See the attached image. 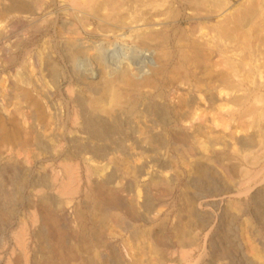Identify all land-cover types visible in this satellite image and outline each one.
<instances>
[{"label":"rangeland","instance_id":"1","mask_svg":"<svg viewBox=\"0 0 264 264\" xmlns=\"http://www.w3.org/2000/svg\"><path fill=\"white\" fill-rule=\"evenodd\" d=\"M203 1L211 11L243 0ZM0 2L8 8L0 20V124L23 144L0 146V264L52 258L49 228L28 208L33 203L56 216L68 264H264L262 46L235 43L234 67H226L221 50L229 44L200 19L209 15L214 25L221 10L195 16L179 0H123L116 39L103 37L92 17L74 21L65 0H45L38 11L30 0ZM151 21L153 29L165 25V44L137 40ZM68 45L78 55L71 58ZM225 80L231 95L220 92ZM105 81L135 94L130 111L87 112L85 102ZM158 94L162 120L148 110L147 99ZM226 97L235 101L229 116ZM178 104L185 112L175 111ZM92 115L113 128L110 139L91 137L83 120ZM62 164L73 165L72 195L49 187L53 176L64 180ZM93 183L107 185L103 199L111 194L114 209L94 202ZM20 227L23 247L15 238Z\"/></svg>","mask_w":264,"mask_h":264},{"label":"bare ground","instance_id":"2","mask_svg":"<svg viewBox=\"0 0 264 264\" xmlns=\"http://www.w3.org/2000/svg\"><path fill=\"white\" fill-rule=\"evenodd\" d=\"M30 1H31L32 5L37 6V8H36L37 11L39 9L38 6H41V7L42 6L45 7V5L47 6V4L44 2L45 0H30ZM65 1L67 2V7H68L67 10H69V14L71 13V16L73 17L74 21L82 20V19H86V18L88 19V17H92V18L96 19V21L98 23V26H99V28L101 30V35L103 37H109V38H112V39H116L118 37L117 33L122 30V27H124L123 25L120 24L121 23V19L123 17V15L120 14V10H123V6H122V3H121L123 0H121V1H118V0L117 1L116 0H65ZM179 1L181 3H183V4H186L187 8L189 7L188 10L190 9L189 11L192 13V15H195V16L196 15H198V16L201 15L202 14L201 12H204V11H206L205 13L209 14V13H212L211 12L212 10H213V12L221 10V14L222 15H220V16H221L222 19H221V21H218V20L215 21L214 25H213V23L211 21L212 17H210L209 15H203L200 19H201V21L203 20V21L209 22L207 24H210L211 29L213 28L215 36L218 38V40H220V41L225 40L229 44V46L226 47L225 49L221 50V45H219L220 47L217 48L218 50H221V52H223V50H224L223 53L226 56V58H225V62H226L225 66L226 67L230 66V65H231L230 69H232L234 67V64L231 63V60H228V59L229 58L233 59V51L234 50L236 51V49L234 48V45L237 42H239L238 45L242 44L244 46L246 45L247 47H249V46H251L252 42L255 41V44H256V42L258 43L257 44V46H258L257 48H259V46L260 47L262 46L263 49H264V13L261 12L262 10L261 11L257 10V9L261 8L260 7L261 4H264V0H243L242 3L239 4V6L236 7L235 9L234 8L233 9H231V8L229 9L227 7V4H226L227 2H225L224 4H222V2H220V3H216V5H211V7L213 8V9L210 8L211 11L206 10V8H208V6L206 7V5L204 4L205 2L203 0H179ZM37 3H38V5H37ZM9 6H10L9 9H10V12H11L12 7H11V5H9ZM17 6H18V4H17ZM17 6H15V7H17ZM27 6H29V5H27ZM224 6L227 7L226 11H225L226 8ZM15 7H13L12 11H14V9H17ZM30 8H32V7H30ZM7 9L8 8H6V10L2 9V8L0 9V20L1 19L3 20V18L7 17V15H8V10ZM34 9H33V12H35ZM232 10H234L235 12L233 13ZM165 11H167V10H165ZM164 14H166V13H164ZM9 15H10V13H9ZM37 15H38V12H37ZM167 15H168V13H167ZM249 15H253L254 18L252 20H249V22H248L247 20L249 19ZM153 23L154 22L151 21L150 23L147 24V28L142 29L143 31L139 32L140 34L137 35V40H139L141 43H147V44H150V45L152 43H155V45L159 44V46H161V45L165 44V40L168 38V35H167L168 33L165 30L166 27H165L164 24H162L161 28L159 27V29H153V28H151L152 26H155V24H153ZM242 23H243V25H242ZM31 26H33V25H31ZM72 26H74V25H72ZM202 28L204 30V27H202ZM68 46L70 48L69 50L71 51L70 52V57L71 58L73 56H75V55H78L77 51L75 50V49H77V46H70V45H68ZM214 46L216 47L215 44H214ZM244 49L241 48V52L244 51V53H245ZM246 50H247V48H246ZM251 52H252V54L254 53L253 51H251ZM209 54H212V53H209ZM201 62H202V60H201ZM229 63H231V64L229 65ZM160 68H161L160 69L161 72H164L166 70V68H167L166 61L163 62L162 67H160ZM226 71H228V70H226ZM225 81H227V84L226 83L225 84L222 83L224 86L222 85L223 89L221 87L220 89H222V90H220V92H223V94H225V95L234 92V86L232 85V82H230L228 80H225ZM133 84L134 83H132V85ZM96 94H97L96 98H93V99L88 100L87 102H85L86 106H87V112L89 111V114L90 113L92 114L95 111H98L100 113L107 114V117H110L112 115V113L116 112L117 110H121L122 112H126V111L128 112V111H130L133 108L134 104H136L135 94H133V93L132 94H126V93L122 94V92H117V90L115 89V85H113V83H111L110 81H105L104 84H102L101 88H98V91L96 92ZM19 95H20L21 98L22 97L25 98V100L27 98H30V96H29V94L27 92H25V93L21 92ZM161 95L162 94H158L156 96H150L147 99L148 100V110H150L149 112L151 114H153L154 116H156L158 118V120L159 119L162 120V118L164 116V111H165L164 106H163L164 104L162 103L163 102L162 100H163L164 97H160ZM246 95H245V98H246ZM225 101L229 104V105L228 104L226 105V114L229 116L231 114V111H233V109L231 108V106H232L231 103L234 104L235 101H234V99H228V98H227V100L225 99ZM236 102H238V100H236ZM33 104H34V102H33ZM182 105L178 104L177 106H175V111L176 110H183L184 105L183 106ZM39 106L37 105V108H36L38 111L33 109V110H35V113L38 115L37 116L38 118H39V113H40ZM260 115H263V114L260 113ZM260 115L258 114L259 117H260ZM95 117L92 115V116H89L87 119H85L86 121L83 120V126L84 125L86 126V128L88 129V131L92 135L91 137H93L95 139H102V140L110 139L111 136H112V133H113V128H108L102 123L99 124L98 122H96L94 120ZM38 118H36V119H38ZM103 120H105V119H103ZM166 120H167V118H166ZM253 120H254V118H253ZM4 144H6V145H9V144L16 145V147L17 146L21 147V145L23 146V144L20 141L19 136H18V134H17V132L15 130L7 129L2 124H0V146L4 145ZM0 155H1V151H0ZM72 166L70 164L69 165L68 164H62L61 169L64 172V180L58 181L57 176H53V179H52L53 181H51L49 183L50 184L49 187H51V188H53L55 190L57 189V192L60 195L61 194H63V195H72L73 193H75L74 192L75 189L71 188L72 183H74V181H75V179L73 178L74 173H73V167ZM13 170H14V167H13ZM195 170H196L197 175H199V176H202L203 174L206 173V169L203 168V167L196 168ZM87 181H89L88 178H87ZM104 184L105 183L96 186V184L93 183V188L92 189H94V192L96 193V197L93 196L94 202L97 201L96 199L100 198L103 201L102 203H104V205H105V209H108V210L109 209H114L116 207V205H115L116 203H115L114 197L111 194L108 195L106 200L103 199L102 193H104V189L105 188L107 189V185H104ZM106 192H107V190H106ZM15 194H17V193H15ZM263 200H264V198L262 197V201ZM38 205H40V207L37 206V204H34V203L32 205L29 204L28 208L35 209L37 211L38 219H39L40 224L42 226L43 225L44 226H48V228H49V234L51 235V241H52L51 242V246L49 245V247L52 248V255L53 256L49 260L46 259L47 260L46 264H68V262L70 260V256L68 255V253H66V252H65L66 254L63 253V252L59 253V250L64 249V247L68 246V243L66 242V240H65V238L63 236V231L59 228V226L57 224L56 216L52 213V210H51L50 207H47V206H45V205H43L41 203H38ZM98 205H97V208H98ZM260 216L262 217L263 222H264V210L263 209H260ZM106 218H107V216H106ZM31 219H33V218H31ZM23 232H24V228L23 227H20L19 230L15 232V238L17 240V243H19L20 246H22V247H23V244H24L23 243L24 242L23 241ZM154 251H155V248H154ZM18 263L19 262H16V264H18Z\"/></svg>","mask_w":264,"mask_h":264}]
</instances>
